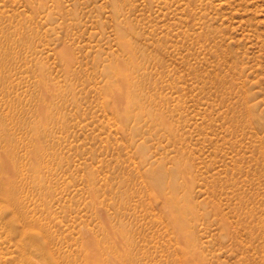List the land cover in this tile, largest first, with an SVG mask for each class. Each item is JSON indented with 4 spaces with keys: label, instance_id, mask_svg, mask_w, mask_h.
<instances>
[{
    "label": "rangeland",
    "instance_id": "1",
    "mask_svg": "<svg viewBox=\"0 0 264 264\" xmlns=\"http://www.w3.org/2000/svg\"><path fill=\"white\" fill-rule=\"evenodd\" d=\"M0 264H264V0H0Z\"/></svg>",
    "mask_w": 264,
    "mask_h": 264
}]
</instances>
